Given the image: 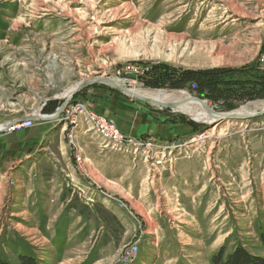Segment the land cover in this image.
I'll return each instance as SVG.
<instances>
[{"label": "rangeland", "instance_id": "obj_1", "mask_svg": "<svg viewBox=\"0 0 264 264\" xmlns=\"http://www.w3.org/2000/svg\"><path fill=\"white\" fill-rule=\"evenodd\" d=\"M98 76L219 113L264 102V0H0V123ZM262 233L264 113L199 123L95 82L0 132L9 264H264Z\"/></svg>", "mask_w": 264, "mask_h": 264}, {"label": "bare ground", "instance_id": "obj_2", "mask_svg": "<svg viewBox=\"0 0 264 264\" xmlns=\"http://www.w3.org/2000/svg\"><path fill=\"white\" fill-rule=\"evenodd\" d=\"M112 80H114L116 83L122 86H125L128 89L127 95L133 98H137L136 96L145 97L151 100L152 102H155L154 104L147 102L148 104H151V105H154L160 108H163V107L159 104H172V105L175 104L174 107L172 108L174 112H180L184 114L185 116L199 123L205 122L208 120L215 121V120H218L217 117L220 116L219 115L220 113L218 111H215L214 109L208 110L206 105L203 102L198 100L196 97L192 95V93L186 90L151 89V88H142V87H136V86L128 87L125 84H123L122 81H119L118 79H112ZM82 81L83 80H80V82ZM80 82L72 85L70 88L65 90V92L62 95H64V97H69ZM206 104L209 106L208 103ZM262 109H264V102H261L259 104H254V106L242 105V107H239L236 110H233L230 112H223V113L224 114L225 113L226 114H249V113H257L261 111ZM6 125H7V122L0 123V129L6 128ZM22 126L24 125L22 124Z\"/></svg>", "mask_w": 264, "mask_h": 264}, {"label": "water", "instance_id": "obj_3", "mask_svg": "<svg viewBox=\"0 0 264 264\" xmlns=\"http://www.w3.org/2000/svg\"><path fill=\"white\" fill-rule=\"evenodd\" d=\"M95 82H102V83H105L113 88H116V89H119L121 90L123 93L127 94V88L125 86H122L118 83H116L114 80L110 79V78H105V77H101V76H98V77H93V78H90V79H85L83 80L82 82H80L77 87L74 89V91L72 92V94L69 96V97H64L63 99V102L57 107L56 111L51 114V115H43V114H30V115H26V116H23V117H18V118H15L11 121H7V125H6V128L4 129H0V132L2 131H5L7 130L9 127H11L13 124L15 123H18V122H21V121H24L26 119H33V120H49V119H56L60 116V114L64 111L65 107L70 103V101L72 100V98L74 97V95L81 91L82 89H84L85 87L95 83ZM138 99L140 100H143L145 102H148V103H152L154 104L155 102H152L151 100L145 98V97H140V96H136ZM198 100H200L201 102H203L207 109H211L213 110L212 107L208 106L206 103H205V100L204 99H201L199 97H196ZM161 105L163 108H170L172 109L174 107L175 104H159ZM264 113V109H262L261 111L257 112V113H249V114H224V113H220L217 118L218 119H221V118H232V119H245V118H249V117H252V116H255L256 114L260 115Z\"/></svg>", "mask_w": 264, "mask_h": 264}, {"label": "crops", "instance_id": "obj_4", "mask_svg": "<svg viewBox=\"0 0 264 264\" xmlns=\"http://www.w3.org/2000/svg\"><path fill=\"white\" fill-rule=\"evenodd\" d=\"M120 114H126V112L124 111V109H121V111H119ZM111 117H113L118 124L120 125V127H123V129L126 131V133L130 134V135H137L138 133H140V129L144 128V126L146 125V123L148 122L147 120L144 121V119H142L141 117H136V120L133 122H128L126 119H124L123 116H116L115 115H111ZM44 123V122H42Z\"/></svg>", "mask_w": 264, "mask_h": 264}, {"label": "trees", "instance_id": "obj_5", "mask_svg": "<svg viewBox=\"0 0 264 264\" xmlns=\"http://www.w3.org/2000/svg\"><path fill=\"white\" fill-rule=\"evenodd\" d=\"M237 80L236 79H233V78H230V79H227V82H236ZM262 240L264 242V233H262ZM243 250L241 249L240 252H242ZM238 252V253H237ZM236 253H234L232 256H229L225 261L221 260L219 258V261L218 263L220 264H244V263H240L242 260L240 259L241 257V254L239 251H237ZM244 260L246 261V256H245V253L243 254V257ZM251 258V257H250ZM22 260V264H38V261L37 259H35L34 257H30V256H26V257H23L21 258ZM241 260V261H240ZM253 260V259H252ZM248 261V259H247ZM0 264H9L8 261H6L5 259H1L0 260Z\"/></svg>", "mask_w": 264, "mask_h": 264}, {"label": "built area", "instance_id": "obj_6", "mask_svg": "<svg viewBox=\"0 0 264 264\" xmlns=\"http://www.w3.org/2000/svg\"><path fill=\"white\" fill-rule=\"evenodd\" d=\"M35 121L36 120H33V119L29 118V119H26L24 121H21V122L13 124L8 129H14V127H16V126L20 127V125H22V124L24 125V127L28 126V125H34L33 122H35ZM102 126L104 128V132H106L105 134H109L111 136H117L118 131H117L116 128H114L115 125L113 123H111L110 126H108L107 122L105 120H103ZM148 144L150 146L151 143H148ZM147 148L150 149V147H148V146H147Z\"/></svg>", "mask_w": 264, "mask_h": 264}]
</instances>
